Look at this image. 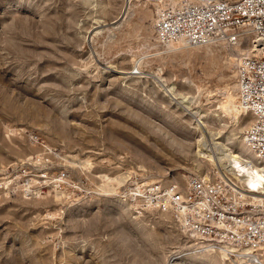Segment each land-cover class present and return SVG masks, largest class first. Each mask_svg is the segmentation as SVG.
<instances>
[{"label": "rangeland", "instance_id": "1", "mask_svg": "<svg viewBox=\"0 0 264 264\" xmlns=\"http://www.w3.org/2000/svg\"><path fill=\"white\" fill-rule=\"evenodd\" d=\"M126 3L0 0V264L238 263L124 192L130 177L229 176L205 155L240 151L250 124L218 110L236 94V52L168 51L154 36L155 5L134 0L115 23ZM183 98L208 113L211 137L177 105ZM44 152L67 170L68 185L29 195L24 181L42 167L29 162Z\"/></svg>", "mask_w": 264, "mask_h": 264}, {"label": "built area", "instance_id": "2", "mask_svg": "<svg viewBox=\"0 0 264 264\" xmlns=\"http://www.w3.org/2000/svg\"><path fill=\"white\" fill-rule=\"evenodd\" d=\"M144 1L155 5L154 36L163 48L221 44L236 50L259 44L253 55L236 59L234 69L238 104L250 119L243 141L264 160V0ZM48 156L44 152L29 162L44 167L35 178L25 179L29 195L43 194L47 185L55 189L68 185L67 170L56 169ZM129 182L126 201L138 210L170 216L204 247L234 250L230 253L262 264L264 204L241 196L230 179L216 173L191 176L184 184L144 183L133 177Z\"/></svg>", "mask_w": 264, "mask_h": 264}, {"label": "bare ground", "instance_id": "3", "mask_svg": "<svg viewBox=\"0 0 264 264\" xmlns=\"http://www.w3.org/2000/svg\"><path fill=\"white\" fill-rule=\"evenodd\" d=\"M132 5H135L134 0H127V3L123 8V11H122V14H121L119 20L116 21L115 23H117V22L125 19V17H127L129 10H130ZM96 35H97V33L94 34V36H96ZM180 47L181 46H179V45L178 46H170L167 50L168 51L169 50H176ZM258 48H259V44L257 42H255L254 45L251 44V46L249 48H244V47L236 48V50H234L236 52L235 53L236 54L235 56L237 57L236 59H239V58H241L243 56H247V55H249V56L253 55V53H255L254 51L258 50ZM231 59H235V58H231ZM134 61L137 63L139 60L135 59ZM141 61H139L138 63H141ZM133 73H135V72L131 71V72L124 73V74H133ZM138 74H142L141 71L139 72V69H138ZM197 89H198V91H200L201 87L197 86ZM234 89H236V94H235L236 96L233 95L232 93H228V96H226L225 100L223 102H221L220 106L218 107V110H221V112H223L225 114H229V115L233 114L235 117H237V120H238L240 118L239 117L240 115L246 116V113L244 112L243 109H241V107L238 104L237 85L236 84L234 85ZM165 91L168 93H173L175 91V88H174V86H168L165 89ZM176 103H177V105L180 106V108L185 109L188 112L187 114L191 118L194 119V122H195L194 128L196 131H198L199 133H202L203 135L210 134V137H211V131L209 130V128H207V125H208L207 124V119H208V113L207 112H204L203 109L196 110L198 105L193 106L194 105L193 102L187 98H183L181 101H176ZM193 109H195L196 111H194ZM213 116L219 117V114L214 113ZM198 147H199V149L197 150L196 154L200 157L203 156V158H204L205 149L200 148V144ZM205 156H207V158H209V160H211L214 164H216L217 165L216 167H218V168L220 167L229 173V176L227 175L225 177V175H224V178H226L227 180L230 179L236 185V189L241 196H243L245 198H249V200L253 204L254 203H263L264 204V160L257 159L256 155L253 152H251L250 149H248L245 146L243 139L240 141V151H234L231 148H229L220 154L210 151L209 154H206ZM113 180L114 179H112V178L110 179V177H109V182H112ZM118 181L120 182V180H118ZM194 238H196V237L194 236ZM202 249H210V248L202 246ZM210 250H212V249H210ZM214 251H217L219 253V255H221L226 260H229L231 255H234L238 259L237 264H245V262L241 260V259H243V258H241L242 256H239L238 253H233V254L230 253V252H235L234 250L228 251V250L220 249V250H214ZM242 254H243V252H242ZM190 258H193V256H190ZM263 261H264V258L261 260V262L263 263ZM248 262H250V261H248Z\"/></svg>", "mask_w": 264, "mask_h": 264}]
</instances>
